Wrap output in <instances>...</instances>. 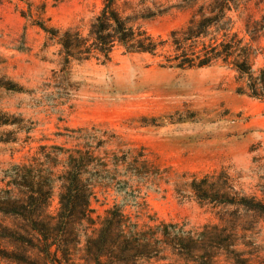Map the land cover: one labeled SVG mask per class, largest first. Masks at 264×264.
Wrapping results in <instances>:
<instances>
[{"label":"rangeland","instance_id":"obj_1","mask_svg":"<svg viewBox=\"0 0 264 264\" xmlns=\"http://www.w3.org/2000/svg\"><path fill=\"white\" fill-rule=\"evenodd\" d=\"M180 1L118 0V6L125 14L140 17L136 24L153 38L164 40L186 26L198 6L206 3ZM101 10L102 0H0V83L22 91L0 89V114L31 129L25 134L14 126L0 128V171L32 162L42 147L63 165L66 151L84 146L75 141L83 129L113 136L104 150H143L157 164L160 175L147 181L146 206L125 212L137 217L139 226L161 221L199 231L219 224L218 210L200 206L183 186L192 177L214 172L226 173L236 191L261 200L264 102L238 95L236 74L230 68L217 64L184 72L165 69L162 56L128 55L118 48L110 63H74L60 76L59 47L47 40L35 21L85 35ZM263 14L264 0H249L232 13L234 29L252 46L250 63L257 69L264 63V37L252 40L246 31ZM169 52L164 48L165 57ZM13 139L16 143L2 142ZM94 193L91 209L97 229L116 198L105 187H96ZM59 195L56 185L52 215L58 213ZM239 235L247 243L241 247L247 263L264 264V221ZM166 257L145 264H182L175 256ZM216 264L230 263L220 258Z\"/></svg>","mask_w":264,"mask_h":264},{"label":"trees","instance_id":"obj_2","mask_svg":"<svg viewBox=\"0 0 264 264\" xmlns=\"http://www.w3.org/2000/svg\"><path fill=\"white\" fill-rule=\"evenodd\" d=\"M204 1L186 26L164 40L153 38L137 25L140 17L125 14L118 0H102V10L85 35L43 22L35 21V25L59 47L60 76L74 63H110L119 48L128 55L162 56V67L183 72L221 64L235 72L238 95L264 102V63L258 69L251 65L252 46L233 24L232 13L249 0ZM246 32L252 40L264 37V14ZM164 48L169 49V56L163 54ZM0 89L22 92L12 84L0 83ZM22 124L0 114V128L14 126L30 134L31 129H22ZM77 134L75 141L84 146L66 151L63 165L42 147L32 162L11 164L0 171V264H145L165 261L166 254L182 264H216L220 258L230 264H248L241 251L247 243L239 234L264 221V186L259 200L236 191L224 172L192 177L183 186L200 206L218 210L219 224L205 225L199 231L161 221L142 227L137 217L125 212H138L146 206L147 181L160 175L157 164L143 150H104V144L114 139L106 133L81 129ZM2 142L16 143L15 139ZM56 185L59 210L52 215L50 203ZM96 187L109 189L116 198L97 229L91 209Z\"/></svg>","mask_w":264,"mask_h":264}]
</instances>
